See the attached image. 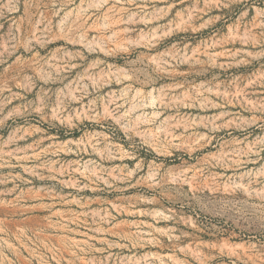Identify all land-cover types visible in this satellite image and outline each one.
I'll return each instance as SVG.
<instances>
[{
  "label": "rangeland",
  "instance_id": "obj_1",
  "mask_svg": "<svg viewBox=\"0 0 264 264\" xmlns=\"http://www.w3.org/2000/svg\"><path fill=\"white\" fill-rule=\"evenodd\" d=\"M216 253L264 264V0H0V264Z\"/></svg>",
  "mask_w": 264,
  "mask_h": 264
},
{
  "label": "bare ground",
  "instance_id": "obj_2",
  "mask_svg": "<svg viewBox=\"0 0 264 264\" xmlns=\"http://www.w3.org/2000/svg\"><path fill=\"white\" fill-rule=\"evenodd\" d=\"M224 150V149H223ZM231 151V150H230ZM224 152V151H223ZM227 152V151H225ZM235 154V153H234ZM222 155V154H221ZM230 157H232L230 155ZM223 159V158H222ZM225 162V161H224ZM190 168V167H189ZM197 168V166H196ZM195 168V170H196ZM139 169V168H138ZM185 169V168H184ZM210 169V168H209ZM159 172V171H158ZM203 172V171H201ZM190 174V173H189ZM188 174V175H189ZM193 174V173H192ZM187 175V176H188ZM197 175V174H196ZM152 177V176H151ZM193 177V176H191ZM195 177V176H194ZM154 178V177H153ZM159 178V177H158ZM190 180V179H189ZM159 183V182H158ZM127 186V185H126ZM133 187V186H132ZM128 189V188H127ZM131 189V188H130ZM128 191V190H127ZM130 194V193H129ZM231 239V238H230ZM229 240V239H228ZM230 244V243H229ZM235 244V243H234ZM240 245V244H239ZM245 245V244H244ZM227 246V245H226ZM231 247V245H230ZM233 247V246H232ZM227 248V247H226ZM240 248V247H239ZM244 249V248H243ZM228 250H229V246H228ZM219 251V250H218ZM234 251V250H233ZM260 251V250H259ZM210 253V252H209ZM239 253V252H238ZM232 254V253H231ZM231 254H225V253H216V254H207L204 257L200 258V261L203 264H241L244 263L246 264V262H242L241 259L236 258L235 256L231 255ZM234 254V253H233ZM238 256V255H237ZM260 257V256H259ZM260 262V261H259ZM259 264V263H258Z\"/></svg>",
  "mask_w": 264,
  "mask_h": 264
}]
</instances>
